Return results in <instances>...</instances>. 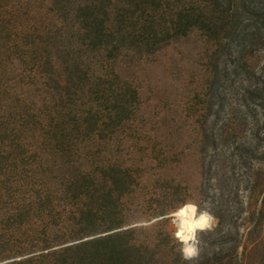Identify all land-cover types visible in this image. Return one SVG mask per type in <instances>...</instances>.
Here are the masks:
<instances>
[{
  "label": "trees",
  "instance_id": "obj_1",
  "mask_svg": "<svg viewBox=\"0 0 264 264\" xmlns=\"http://www.w3.org/2000/svg\"><path fill=\"white\" fill-rule=\"evenodd\" d=\"M263 14L264 0H0V264H189L164 221L192 193L153 175L183 153L145 140L141 75L173 41L203 37L199 154L232 157L205 127L230 80L222 59L247 63L239 50L260 44ZM249 100L261 125L264 88ZM238 251L193 264H245Z\"/></svg>",
  "mask_w": 264,
  "mask_h": 264
},
{
  "label": "rangeland",
  "instance_id": "obj_2",
  "mask_svg": "<svg viewBox=\"0 0 264 264\" xmlns=\"http://www.w3.org/2000/svg\"><path fill=\"white\" fill-rule=\"evenodd\" d=\"M255 28H251L250 34L259 32L262 41L253 43V54L250 48L242 46L239 50L247 63L239 61L238 54L232 62L222 59L221 70L228 71L230 80L222 82V101L215 110L220 111V119L217 122L213 118L205 127L209 134L224 135L222 142L218 141L224 151L227 149L222 148V143L231 150H240L232 157L229 153L214 158L199 154L202 133L194 114L200 109L197 96L203 93L208 78L204 67L208 46L203 37L194 34L173 41L160 54L153 71L141 75L144 91L140 117L145 126L140 128L147 137L145 140L151 146L166 148L170 157L174 155L172 151L183 153L176 162L157 167L153 175L183 177V184L192 193L183 207L191 206L196 215L204 213L211 217V228L197 234V255L189 258L185 253L189 264L196 262L207 248L212 253L225 249L226 253L236 246L245 264H264V122L261 125L253 122L242 101L247 99L250 104L249 93L254 87L264 88V22ZM215 121L217 125H213ZM245 146L258 153L262 160H247ZM200 191L207 199L195 196ZM177 211L164 221L176 240L173 214Z\"/></svg>",
  "mask_w": 264,
  "mask_h": 264
},
{
  "label": "bare ground",
  "instance_id": "obj_3",
  "mask_svg": "<svg viewBox=\"0 0 264 264\" xmlns=\"http://www.w3.org/2000/svg\"><path fill=\"white\" fill-rule=\"evenodd\" d=\"M173 218L176 220L177 240L185 245L186 255L194 258L197 255L195 246L197 234L211 228V217L204 213L196 215L193 207L185 206L174 213Z\"/></svg>",
  "mask_w": 264,
  "mask_h": 264
},
{
  "label": "water",
  "instance_id": "obj_4",
  "mask_svg": "<svg viewBox=\"0 0 264 264\" xmlns=\"http://www.w3.org/2000/svg\"><path fill=\"white\" fill-rule=\"evenodd\" d=\"M162 219H164V218L155 219V220H153L152 222H149V223H147V224H142V225H140V226H148V225L154 224V223H156V222H158V221H160V220H162Z\"/></svg>",
  "mask_w": 264,
  "mask_h": 264
},
{
  "label": "snow or ice",
  "instance_id": "obj_5",
  "mask_svg": "<svg viewBox=\"0 0 264 264\" xmlns=\"http://www.w3.org/2000/svg\"><path fill=\"white\" fill-rule=\"evenodd\" d=\"M180 215H183V213H180Z\"/></svg>",
  "mask_w": 264,
  "mask_h": 264
}]
</instances>
